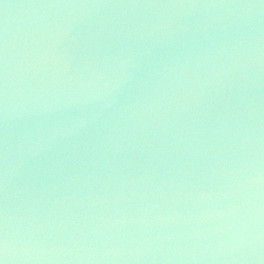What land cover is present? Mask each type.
Returning a JSON list of instances; mask_svg holds the SVG:
<instances>
[{"label": "water", "instance_id": "1", "mask_svg": "<svg viewBox=\"0 0 264 264\" xmlns=\"http://www.w3.org/2000/svg\"><path fill=\"white\" fill-rule=\"evenodd\" d=\"M3 264H264V0H0Z\"/></svg>", "mask_w": 264, "mask_h": 264}, {"label": "snow or ice", "instance_id": "2", "mask_svg": "<svg viewBox=\"0 0 264 264\" xmlns=\"http://www.w3.org/2000/svg\"><path fill=\"white\" fill-rule=\"evenodd\" d=\"M0 264H3V261L2 260H0Z\"/></svg>", "mask_w": 264, "mask_h": 264}]
</instances>
